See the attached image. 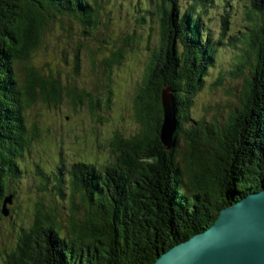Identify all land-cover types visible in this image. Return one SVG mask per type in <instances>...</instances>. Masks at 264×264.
<instances>
[{
    "label": "trees",
    "instance_id": "trees-1",
    "mask_svg": "<svg viewBox=\"0 0 264 264\" xmlns=\"http://www.w3.org/2000/svg\"><path fill=\"white\" fill-rule=\"evenodd\" d=\"M178 1L155 2L159 38L132 100L139 131L129 137L113 132L110 146L116 156L103 169L82 161L71 164L68 234H61L64 224L57 209L38 201L31 222L19 226L16 245L6 258L0 256V264H153L163 251L209 227L224 206L264 188V0H249L248 23L239 34L241 50L232 74H243L247 68L252 76L246 75L236 113L229 114L222 129L214 119L207 122L189 114L191 100L203 87L205 68L211 63L213 44L200 34L202 5L211 0H186V8H180ZM100 3L0 0L3 216L4 198L14 194H6L9 178L20 169L16 157L38 137L37 127L27 124L25 115L31 104L41 100L47 107L59 106L66 99L75 110L85 102L99 118L100 104L108 105L109 92L105 100L98 99L73 82H64L58 71H41L30 61L48 25L58 17L75 20L86 34L94 31ZM133 40L130 35L122 45L111 48L104 59L106 67L119 63L125 45ZM91 59L93 66L92 55ZM16 63L23 64L22 81ZM164 87L170 88L176 111L170 149L160 138ZM106 170H113L114 177L102 173ZM39 173V188L46 189L48 176ZM53 178L62 195V178L56 172Z\"/></svg>",
    "mask_w": 264,
    "mask_h": 264
},
{
    "label": "rangeland",
    "instance_id": "rangeland-1",
    "mask_svg": "<svg viewBox=\"0 0 264 264\" xmlns=\"http://www.w3.org/2000/svg\"><path fill=\"white\" fill-rule=\"evenodd\" d=\"M156 1L101 0L94 31L84 33L81 24L67 17H58L45 30L41 46L30 57L31 64L47 73L58 71L64 82H73L77 89L83 88L98 99L105 100L109 92V100H106L107 106L100 104L96 112L100 118L89 112L85 102L73 110L66 99L59 106L50 107L37 100L26 110L27 124L37 127L38 137L32 139L29 149L25 148L16 157L20 169L9 178L6 188V194L11 191L14 194L11 203L5 206L8 214L3 216L0 213L2 258H6L5 255L15 247L19 226L31 222L38 201L45 206L52 204L57 209V216L64 224L61 234H68L71 164L82 161L103 169L116 156L110 146L113 132L117 130L123 137H129L139 131L132 100L137 87L142 84L148 56L159 38ZM178 3L180 8L189 6L186 0ZM205 3L202 5L200 34L209 39L208 44H213V52L211 63L205 68L203 87L192 98L189 114L193 119L203 118L207 122L214 119L222 129L229 114L239 105L246 75L252 76L247 68L243 69V74H232L241 50L239 34L248 23L249 0H211ZM130 35L134 40L125 45L121 61L106 67L104 59L109 57L111 48L122 45ZM91 55L95 62L93 66ZM15 68L22 81L23 64L16 63ZM180 148L185 149L182 139ZM40 171L48 176L46 189L39 188ZM55 172L63 180L60 185L62 195L54 185ZM102 173L114 177L113 170ZM78 201L77 195L74 202L77 204Z\"/></svg>",
    "mask_w": 264,
    "mask_h": 264
},
{
    "label": "water",
    "instance_id": "water-1",
    "mask_svg": "<svg viewBox=\"0 0 264 264\" xmlns=\"http://www.w3.org/2000/svg\"><path fill=\"white\" fill-rule=\"evenodd\" d=\"M160 99V138L170 149L176 111L169 87L162 89ZM7 203L10 195L3 200L4 215ZM153 264H264V188L224 206L209 227L163 251Z\"/></svg>",
    "mask_w": 264,
    "mask_h": 264
}]
</instances>
